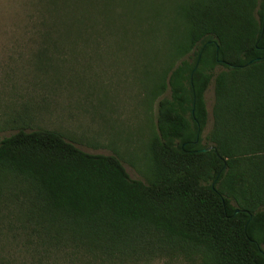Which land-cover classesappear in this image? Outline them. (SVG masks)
<instances>
[{"label":"trees","instance_id":"1","mask_svg":"<svg viewBox=\"0 0 264 264\" xmlns=\"http://www.w3.org/2000/svg\"><path fill=\"white\" fill-rule=\"evenodd\" d=\"M31 1L41 46L60 53L65 44L100 47L108 42L87 40L115 37L104 48L141 56L156 101L148 182L56 131L0 138V182L24 185L33 264L168 253L189 264H264V0H177L168 40L153 0ZM211 84L212 123L202 138Z\"/></svg>","mask_w":264,"mask_h":264},{"label":"rangeland","instance_id":"2","mask_svg":"<svg viewBox=\"0 0 264 264\" xmlns=\"http://www.w3.org/2000/svg\"><path fill=\"white\" fill-rule=\"evenodd\" d=\"M149 5L170 39L174 28L170 12L177 0H153ZM30 15L34 19H28ZM37 20L31 0H0V138L21 129L56 131L86 153L117 157L131 179L146 182L156 101L150 99L151 76L145 77L142 61L136 60L141 56L109 52L104 46H111L115 37L108 36L87 40H105L107 45L65 44L59 53L57 46H41L40 38L32 35L38 26L31 21ZM41 49L48 51L44 57ZM151 63L149 58L144 69ZM204 98L208 121L202 138L212 123V84ZM0 183V257L11 264H33V247L25 242L26 236L35 235L24 225V185L14 177ZM61 256L56 264H79ZM116 264L189 263L168 253Z\"/></svg>","mask_w":264,"mask_h":264},{"label":"water","instance_id":"3","mask_svg":"<svg viewBox=\"0 0 264 264\" xmlns=\"http://www.w3.org/2000/svg\"><path fill=\"white\" fill-rule=\"evenodd\" d=\"M212 149H213V147L211 146V147L204 148L202 151L205 152V151H209V150H212Z\"/></svg>","mask_w":264,"mask_h":264}]
</instances>
